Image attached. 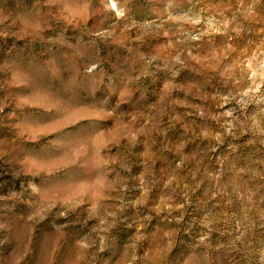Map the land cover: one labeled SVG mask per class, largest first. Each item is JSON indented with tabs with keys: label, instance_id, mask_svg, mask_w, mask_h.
I'll use <instances>...</instances> for the list:
<instances>
[{
	"label": "rangeland",
	"instance_id": "374dc122",
	"mask_svg": "<svg viewBox=\"0 0 264 264\" xmlns=\"http://www.w3.org/2000/svg\"><path fill=\"white\" fill-rule=\"evenodd\" d=\"M0 264H264V0H0Z\"/></svg>",
	"mask_w": 264,
	"mask_h": 264
}]
</instances>
